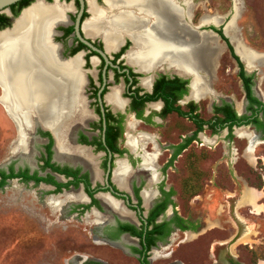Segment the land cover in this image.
I'll return each mask as SVG.
<instances>
[{"label": "flooded vegetation", "instance_id": "obj_1", "mask_svg": "<svg viewBox=\"0 0 264 264\" xmlns=\"http://www.w3.org/2000/svg\"><path fill=\"white\" fill-rule=\"evenodd\" d=\"M37 1L43 2V0H36L35 3ZM164 1L177 6L175 0ZM45 2L51 4L54 0H45ZM59 2L56 0L53 5L44 3L46 6H54L58 3L64 7L59 14L61 22L52 23L50 26L49 39L53 45L57 46L62 62L81 57L83 61L81 71L84 76L81 96L84 102L79 110L67 112L64 117L63 115L58 117L56 112H53L52 123L45 121L52 127H57L58 138L41 120V118H50L49 110L44 113L43 103H41L43 117H37V119L42 126L31 131L30 137L26 138L25 153L14 151L15 146L12 147L10 154L15 158L9 160L5 166H0V183L5 181L0 191L11 183L19 182L25 186L27 193H34L35 200H43L51 212L61 213L60 215L67 213L69 218L72 216L77 219L85 216L86 220L91 219V233L96 244L117 247L124 254L135 258L138 264H153L155 259L171 258L176 243H185L190 236L201 237L206 229L204 222H199L198 219L193 220L181 212L177 201L182 198L174 186L176 183L177 187L182 188L183 193L189 187L198 188L200 172L193 167L194 171L189 176V167L184 164L191 155L193 145L198 146L202 142L201 147L208 146L212 149L210 146H218V142L224 137L228 142L227 147L235 148L236 139H245L248 141L246 157L249 162L251 161V165L256 166L261 160V157H253L257 148L264 144V100L258 90L256 77L258 73H253L246 68L247 64L237 55L236 47L231 39L224 34L229 39L235 55L242 62V67L233 56L228 43L212 28L211 32L217 34L225 43L227 51L238 66L237 76L242 84L244 99L239 103L232 98L218 100L217 97L221 96L211 88L210 84L205 83L198 69L196 72L204 81L203 85L207 86L209 93H216V96L203 95L198 100L193 99L191 98L193 85L191 74L168 68L144 72L129 63L126 58L132 45L134 48L133 41L129 37L122 36L121 45L119 44L121 47L117 51L114 50L115 52H110L107 51L102 35L90 36L86 33L89 37L85 39L104 52L109 60L107 63L102 55L83 44L76 35V20L80 12L79 0H59ZM94 2L97 7L107 9L104 0H94ZM142 3L148 11V4H145L147 1L143 0ZM185 6L190 8L191 3H186ZM124 7L126 14L134 13L130 9L133 5ZM64 12L66 23L62 24L65 22ZM182 12L184 25L189 27L184 18L189 16V12H185L184 9ZM11 13L12 16L5 15L14 18L12 11ZM91 17L89 0H86L82 21H88ZM203 20L201 19L198 28L208 25L203 23ZM2 23L4 24V21L0 22ZM13 23L4 29L11 28ZM57 24L60 25L56 28L54 36L52 26ZM51 35L54 36L52 38L54 43L51 41ZM175 41L182 43L177 39ZM186 47L190 52L189 46ZM14 62L9 64L16 67V70L11 69L9 72L5 66L3 80L5 83L0 84V97L4 90L2 86L5 87L6 83L13 93L24 89L20 87L15 71L19 69L18 66L24 68L33 64L17 60ZM256 69L253 71H258ZM145 79L150 80L148 86L143 84ZM113 90L117 91L121 106H115L108 101L107 97ZM205 97L217 100L208 106V117L203 115L201 105ZM60 105L63 106V103L61 102ZM79 117L86 119V123H73L69 129L70 136L65 139V134H61V131L68 128L66 125ZM172 119H176V122H173L176 130L174 135L180 141L166 144L161 141L160 130L162 125L170 123ZM131 122L135 126L133 132L135 135H141L135 133L138 129L139 132L152 137L150 142H153V145H148V147L152 145V152L148 151V147L146 151L158 155L157 163L153 168H144L141 147L138 146L141 150L136 152L137 149L133 151L127 146V134L131 128ZM15 124L17 125L16 122ZM187 127H191V130ZM240 131L250 134L252 140L239 136ZM63 139L66 144H63ZM66 145L71 146V150L66 149ZM157 147L162 155L159 161ZM251 150L254 153L252 160L248 157V152ZM238 154V150L236 153L232 152L234 156ZM76 156L87 157L91 162L73 158ZM164 156L165 161L161 163ZM119 161H124L129 168L124 187L115 180ZM2 173L6 176L13 174L15 177L4 179ZM173 176L176 178L175 183L166 186V178L169 181ZM146 193H151L152 196L147 199ZM68 196H73V200L65 203L64 200ZM256 197L258 198V194ZM52 198L63 200L65 204L55 210L48 204ZM250 206L253 207L251 204ZM240 223H238L237 237L217 257L212 253L211 264H244L235 256L234 250L237 242L246 234V226ZM66 264L108 263L88 255L77 254L67 260ZM172 264H186V262L177 259Z\"/></svg>", "mask_w": 264, "mask_h": 264}, {"label": "rangeland", "instance_id": "obj_2", "mask_svg": "<svg viewBox=\"0 0 264 264\" xmlns=\"http://www.w3.org/2000/svg\"><path fill=\"white\" fill-rule=\"evenodd\" d=\"M175 1L178 8L189 12V16L184 18L190 33L175 38L190 48V52L184 56L185 61L192 63L200 71L205 83L210 84L221 96L217 97L218 100L232 98L239 103L244 99V92L237 76L238 66L227 51L225 43L217 34L211 32L214 27L223 30L235 15L226 28L236 26L239 39L248 48L262 55L256 63L258 71H251L258 73V90L264 100V0ZM186 3H191L190 8L185 6ZM201 19H215L217 27L208 23L203 28H198ZM199 55L204 58L199 59ZM16 58L13 54L10 59L16 61ZM10 59H7V63L11 62ZM11 69L16 70V67L11 66L7 71L10 72ZM26 92L25 102H20L17 98L22 108L32 107L38 118L43 117L41 94L37 91ZM17 93L14 92L16 97ZM207 95L216 96V93ZM215 100L210 97L202 100L205 117L209 116L208 106ZM54 109L55 103L51 99L48 102L50 118L41 120L52 123ZM86 121L80 117L72 120L61 134H65V139H68L72 124H85ZM174 121L176 119L165 123L160 130L161 141L166 144L180 141L174 135ZM187 129L191 130V127ZM135 133L144 134L138 129ZM63 141L66 144L64 139ZM152 143L145 144V151ZM201 143L198 146L193 145L191 155L184 163L189 167V176L194 171L193 167L200 172L198 188L189 187L183 193L182 188L177 187L174 182V176L169 181L166 178L165 185L175 183L176 191L182 198L177 201L181 212L193 220L204 222L206 229L201 237L190 236L185 243H176L171 258L155 259L153 264H172L177 259L184 260L186 264H211L212 253L217 257L237 237L239 222L246 226V234L235 245V256L244 264H264V144L253 153V157H261L259 164L255 163L257 165L254 166L246 157L248 141L245 139H236L235 148L227 147L228 142L224 137L218 142V146H210L212 149L208 146L201 147ZM152 145L148 147V151H151ZM12 147L14 151L22 152L18 145L17 125L0 100V166H5L9 160L15 158L10 154ZM70 147L66 145L65 148L71 150ZM139 147L136 152L141 150ZM23 150H26V145ZM237 150L239 154L232 155ZM148 151L146 152L151 154ZM158 152L159 161L162 155L159 149ZM73 158L91 162L83 156ZM164 161L165 156L161 163ZM25 190L21 183L14 182L0 191V264H66L67 260L77 254L88 255L108 264H138L135 258L124 254L117 247L96 244L91 233V219L86 220L85 216L69 218L67 213L60 215L61 213L51 212L43 200H35L34 193H27ZM252 190L258 194L256 205L249 202V193ZM72 200L73 196H68L64 201L68 203ZM64 201L52 198L48 204L58 210L65 204Z\"/></svg>", "mask_w": 264, "mask_h": 264}, {"label": "bare ground", "instance_id": "obj_3", "mask_svg": "<svg viewBox=\"0 0 264 264\" xmlns=\"http://www.w3.org/2000/svg\"><path fill=\"white\" fill-rule=\"evenodd\" d=\"M142 1L105 0L107 9H102L95 5L94 0H89L92 17L85 23L86 33L90 36L102 35L108 49L107 51L110 52H115L121 47L119 44L121 45L122 36L129 37L133 41L134 48L132 45L133 49L129 50L126 58L133 66L138 67L144 72H154L157 69L168 68L177 70L180 73L191 74L193 77L191 98L198 100L203 95H207L210 91L207 86L203 85L200 75L195 72V66L184 59V56L188 52L187 45L175 41L176 37H183L184 35L182 34L190 33L189 27L184 25L182 10L174 3L164 0H146L147 3L145 4H148L149 7V10L146 11ZM44 3L47 5L54 4H48L45 0L43 2L37 1L24 10L9 30L0 32V84L4 80L5 66L6 69L11 68V64L7 63V59H10L13 54L16 55L18 62L26 61L27 64H33L30 67L25 66L15 71L20 87L24 88L23 91H17V98L20 102H25L26 91H37L42 96L44 113H47L48 102L52 99L54 103L56 102L54 110L57 116L63 115L62 117H64L67 112L79 110L84 102L81 96V88L84 83V76L81 71L83 61L80 56L72 60L69 59L71 61L68 62L60 60L57 46L50 42L49 29L52 23L61 22L59 14L63 11L64 7L59 5L61 4L60 2L54 6H46ZM131 5L133 7L130 9L134 13L126 14L124 6ZM56 14L58 15L56 16ZM63 18L65 22L62 24H65L66 18L64 13ZM203 23L217 25L215 19L211 21L204 19ZM55 26H52L53 33ZM236 30V26L231 25L225 29V32L236 47L238 54L247 64L248 70H253L256 68V63L262 58V55L248 48L239 39ZM52 38L53 35H51V41L53 42ZM205 57L207 58L208 56L205 55ZM198 58L203 59L204 56L199 55ZM13 61L12 59L11 62ZM149 81V79H145L143 84L148 86ZM6 84L5 87L2 86L4 90L0 100L3 101L4 107L12 120H15L17 123L19 131L18 145L21 147L20 150L25 153L23 149H25L26 133H24L22 127L25 124L29 125L31 116L35 119L37 115L32 107L27 109L22 108L15 94ZM107 99L115 106H121V101L118 98L116 90H113ZM61 102L63 106L60 105ZM45 126L48 129L51 128L58 138L57 127L54 128L48 123ZM134 129L135 126L131 122V128L127 134V146L133 151L138 146H141V157L144 161V168H153L157 163L156 157L158 155L157 153L148 154L145 151L146 143L143 142H150L152 137L146 134L136 137L133 133ZM239 136L252 140V136L245 132L240 131ZM140 143L142 144L140 145ZM252 154V150L248 152L250 160H252ZM128 174V166L124 161H119L115 172V180L119 182L121 187L125 186V179L128 177ZM150 196H152L151 193H146L147 199ZM256 200V192L252 190L249 193V202L254 204Z\"/></svg>", "mask_w": 264, "mask_h": 264}, {"label": "water", "instance_id": "obj_4", "mask_svg": "<svg viewBox=\"0 0 264 264\" xmlns=\"http://www.w3.org/2000/svg\"><path fill=\"white\" fill-rule=\"evenodd\" d=\"M22 0H0V13H5V14H8L9 16H12V13H11V6L17 4L18 2H21ZM105 1V0H104ZM55 2V0H54ZM53 2V3H54ZM65 3V2H64ZM63 3V4H64ZM79 3H80V12L78 14V17H77V20H76V26H75V32H76V35L78 37V39L83 43L85 44L87 47L91 48L93 51L97 52L98 54L102 55L103 58L107 61V63H109V60L107 59L106 55L104 54V52L102 50H99L97 48H95L89 41H87L85 39V37H89L86 32H85V29H84V25L86 23L87 20L85 21H82V16H83V13L85 11V8H86V0H79ZM33 4V3H32ZM31 4V5H32ZM52 4V3H51ZM30 5V6H31ZM29 6V7H30ZM27 7V8H29ZM25 8V9H27ZM21 12V14L24 12V10ZM21 14L15 19L14 23L19 19V17L21 16ZM65 14V12H64ZM235 15L232 16V18L230 19L229 22H231L233 20V17ZM13 23V25H14ZM228 24V23H227ZM60 25V24H59ZM59 25H56L54 27V36L56 34V28L59 27ZM217 27V25H215ZM225 28L226 26L224 27V34L226 35V32H225ZM10 28H6L4 30H0V32H3V31H6V30H9ZM84 34V36H83ZM53 36V38H54ZM227 36V35H226ZM228 37V36H227ZM236 49V48H235ZM236 53L238 56H240L236 50ZM240 59L243 61L242 57L240 56ZM246 68L248 69V66L246 65ZM196 72V71H195ZM197 73V72H196ZM202 82L204 83V81L202 80ZM34 117L31 116V122L29 123V125L25 124V126L22 127V129L24 130V133H26V138L27 137H30V132L31 131H34L37 127L41 126V122L39 119H36L37 117H35V119H33Z\"/></svg>", "mask_w": 264, "mask_h": 264}, {"label": "trees", "instance_id": "obj_5", "mask_svg": "<svg viewBox=\"0 0 264 264\" xmlns=\"http://www.w3.org/2000/svg\"><path fill=\"white\" fill-rule=\"evenodd\" d=\"M34 2V0H22L21 2H18L17 4L11 6V11L13 12L14 14V18H17L23 9H25L26 7H29L32 3ZM14 18H10L8 17L7 15L5 14H1L0 13V22L1 21H4V24H0V29H4L5 27H8V26H11L12 23H13V19ZM215 31H217L220 36L228 43L229 47H230V50L232 51L233 53V56L235 57V59L241 64V66L243 67V64L242 62L240 61V59L235 55L234 53V49L233 47L231 46L230 42H229V39L226 38V36L224 35L223 33V30L220 29V30H217L216 28H213ZM248 80V79H247ZM249 81V80H248ZM247 89H248V86H247ZM248 92L250 93L249 89H248ZM251 95V94H250ZM255 102H257L256 99H253ZM4 179L8 178V177H15V175H11V176H6L5 173H2ZM5 185V181H2L0 183V188H2L3 186Z\"/></svg>", "mask_w": 264, "mask_h": 264}]
</instances>
